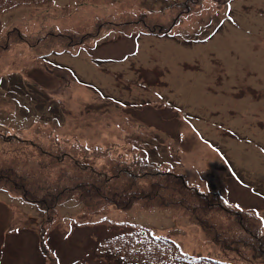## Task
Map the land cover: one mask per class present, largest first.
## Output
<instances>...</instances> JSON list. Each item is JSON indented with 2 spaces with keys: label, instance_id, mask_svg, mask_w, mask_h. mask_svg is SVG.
I'll return each mask as SVG.
<instances>
[{
  "label": "rangeland",
  "instance_id": "374dc122",
  "mask_svg": "<svg viewBox=\"0 0 264 264\" xmlns=\"http://www.w3.org/2000/svg\"><path fill=\"white\" fill-rule=\"evenodd\" d=\"M0 132L98 146L85 161L108 173L140 156L251 210L264 234V0H46L0 12ZM134 225L193 257L252 264L180 207L138 198L88 209L73 196L48 210L1 188L0 264H122L101 242Z\"/></svg>",
  "mask_w": 264,
  "mask_h": 264
},
{
  "label": "trees",
  "instance_id": "16d2710c",
  "mask_svg": "<svg viewBox=\"0 0 264 264\" xmlns=\"http://www.w3.org/2000/svg\"><path fill=\"white\" fill-rule=\"evenodd\" d=\"M41 1L0 0V12ZM168 29L152 27L162 33ZM12 30L14 37L22 38L18 28ZM74 148L73 152L61 141L39 144L0 132V188L48 210L72 196L88 209L103 204L127 208L138 198H143L146 205L180 207L231 257L264 264V234L252 211L233 206L216 191H201L180 174L140 156L119 159L112 172L106 173L85 161V157L104 149L83 145ZM102 247L108 257L126 264H238L209 256L192 257L180 251L172 239L142 226L108 237Z\"/></svg>",
  "mask_w": 264,
  "mask_h": 264
}]
</instances>
